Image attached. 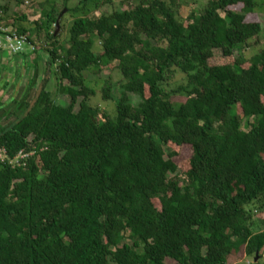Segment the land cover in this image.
Segmentation results:
<instances>
[{
	"label": "trees",
	"instance_id": "trees-1",
	"mask_svg": "<svg viewBox=\"0 0 264 264\" xmlns=\"http://www.w3.org/2000/svg\"><path fill=\"white\" fill-rule=\"evenodd\" d=\"M70 2L60 10L48 0L34 28L8 23L32 43L44 35L55 89L47 79L38 86L39 51L26 85L23 75L0 79L8 94L0 98V264H229L241 251L257 258L264 48L253 58L245 52L252 40L264 42L262 25L249 20L264 1L208 0L184 20L181 0H123L126 9L97 18L79 16L91 0ZM0 7L7 22L9 6ZM67 10L75 19L63 44L57 25ZM110 65L122 75L101 87L114 116L92 105L87 77ZM181 148L191 156L179 165Z\"/></svg>",
	"mask_w": 264,
	"mask_h": 264
},
{
	"label": "rangeland",
	"instance_id": "rangeland-1",
	"mask_svg": "<svg viewBox=\"0 0 264 264\" xmlns=\"http://www.w3.org/2000/svg\"><path fill=\"white\" fill-rule=\"evenodd\" d=\"M59 4L60 10L63 9V2L65 0H56ZM80 0H71L70 7H75L79 4ZM110 3H107L105 5V0H91L90 6L87 10V13L84 11L79 16H86L88 15L91 18H97L102 14H111L117 10H124L127 6L123 4V0H110ZM208 0H181L182 2V11L179 15L181 19H185L193 10H199L203 9L206 6ZM259 3L263 2L264 0H257ZM48 0H0V4L2 5H8L9 6V12L7 13V22L11 24H17V21L19 23V26L25 27L27 29H31L35 27V23L40 20L42 16V10L44 7H46ZM98 4V7H97ZM235 11H241V7H235L233 8ZM27 17V21L20 22L19 18L22 16ZM63 16L66 17L63 23V27H59V31L57 33H61V42L63 44H66L69 39V30L73 24V21L75 19V16L72 15L68 10L63 12ZM63 17V18H64ZM77 17V16H76ZM251 22H258L262 25L264 28V10L262 13L256 12V15H253L249 19ZM9 26V25H8ZM16 26V25H15ZM13 27L14 31H17L16 28ZM60 35V34H59ZM35 37V36H34ZM33 42L35 45L38 46L39 55L42 57L41 61L39 63L40 66V79L38 86L41 88L43 85V80L47 79V89L49 91H54L55 89V77L54 74L49 70L45 73L47 62L51 61V57L48 54V46L44 44V35H43V42L37 41V39L34 38ZM50 47V46H49ZM101 45L98 43L96 46V51H100ZM264 48V42H261L258 44L257 39L252 40L250 42L249 47H247V51L245 52L246 58H253L255 55L259 54L261 50ZM0 50V79L6 80L11 82L12 80L14 83H16L18 77L23 75V81L22 84L26 85L29 81V78L32 76V69L30 68V64L25 63L26 66L22 65V61L24 60V57L21 58V54H12V53H6ZM20 56V57H18ZM24 56V55H22ZM22 60V61H21ZM114 66H116L114 64ZM88 79L91 82V87L96 89L97 96L92 98V105L95 107H98L102 113H107L110 116L115 115L116 106L113 102H106L103 99V95L101 92V87L104 86V83L106 81H111L114 84H118L122 81V75L120 71L113 65H110L106 67V69L103 70L101 74H87ZM181 76L179 75L178 79ZM98 83L100 84L98 86ZM97 87V88H96ZM3 97V92H0V98ZM4 101L8 99V94H5V96L2 98ZM185 99L181 98L180 101H184ZM56 102L61 104H67L69 102V99L64 96H56ZM135 104H138V99H133L132 101ZM11 106V105H10ZM179 157L176 159V161L179 163V165H182L184 162L185 164L189 160L191 156V151L189 148H181L179 150ZM17 164V161H15ZM157 206L159 204L157 203ZM260 219H263L264 216L257 214ZM259 227L258 231L264 230V224L258 222L257 224ZM254 263H260L264 264V252L257 255V258L254 256L253 258L245 257L244 252L241 251L240 253H236L233 255V257L230 260L229 264H254ZM113 264V263H110Z\"/></svg>",
	"mask_w": 264,
	"mask_h": 264
},
{
	"label": "built area",
	"instance_id": "built-area-1",
	"mask_svg": "<svg viewBox=\"0 0 264 264\" xmlns=\"http://www.w3.org/2000/svg\"><path fill=\"white\" fill-rule=\"evenodd\" d=\"M0 50L10 52L14 55L24 54L27 51L36 52L38 46L32 43L27 35H21L7 26L5 12L0 7ZM0 157L6 159L5 152L0 149ZM23 157V156H22Z\"/></svg>",
	"mask_w": 264,
	"mask_h": 264
},
{
	"label": "crops",
	"instance_id": "crops-1",
	"mask_svg": "<svg viewBox=\"0 0 264 264\" xmlns=\"http://www.w3.org/2000/svg\"><path fill=\"white\" fill-rule=\"evenodd\" d=\"M4 52H6V51H3V53H4ZM1 53H2V52H1ZM3 53H2V54H3ZM6 53H7V52H6ZM8 53H9V52H8ZM22 55H24V56H22ZM20 56H21L20 59H22V57H24V60H23V61L21 60L23 66H25V63H26L25 61H29L30 65L34 62V58H35V57H34V55L32 54V52L27 51L26 53L21 54ZM20 56H18V57H20ZM26 56H27V58H29V60H26L27 58L25 59ZM28 56H29V57H28ZM41 58H42V57H41Z\"/></svg>",
	"mask_w": 264,
	"mask_h": 264
},
{
	"label": "water",
	"instance_id": "water-1",
	"mask_svg": "<svg viewBox=\"0 0 264 264\" xmlns=\"http://www.w3.org/2000/svg\"><path fill=\"white\" fill-rule=\"evenodd\" d=\"M57 26H58V27H57V31H59V27H60V26H59V23H58V25H57Z\"/></svg>",
	"mask_w": 264,
	"mask_h": 264
}]
</instances>
